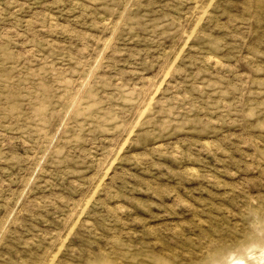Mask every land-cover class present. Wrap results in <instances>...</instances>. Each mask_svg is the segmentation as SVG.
Wrapping results in <instances>:
<instances>
[{
  "label": "rangeland",
  "instance_id": "obj_1",
  "mask_svg": "<svg viewBox=\"0 0 264 264\" xmlns=\"http://www.w3.org/2000/svg\"><path fill=\"white\" fill-rule=\"evenodd\" d=\"M264 0H0V264H264Z\"/></svg>",
  "mask_w": 264,
  "mask_h": 264
},
{
  "label": "bare ground",
  "instance_id": "obj_2",
  "mask_svg": "<svg viewBox=\"0 0 264 264\" xmlns=\"http://www.w3.org/2000/svg\"><path fill=\"white\" fill-rule=\"evenodd\" d=\"M263 254H264V251H263ZM230 264H245V262L242 259H235L231 261Z\"/></svg>",
  "mask_w": 264,
  "mask_h": 264
}]
</instances>
